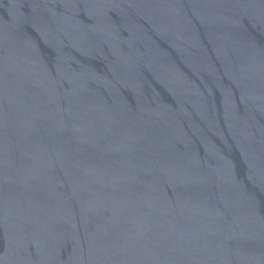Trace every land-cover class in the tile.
<instances>
[{"label":"water","instance_id":"water-1","mask_svg":"<svg viewBox=\"0 0 264 264\" xmlns=\"http://www.w3.org/2000/svg\"><path fill=\"white\" fill-rule=\"evenodd\" d=\"M0 264H264V0H0Z\"/></svg>","mask_w":264,"mask_h":264}]
</instances>
